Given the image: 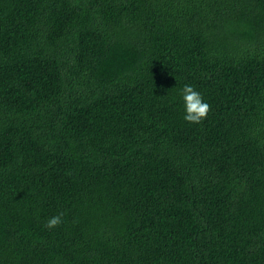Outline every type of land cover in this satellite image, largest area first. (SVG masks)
Segmentation results:
<instances>
[{
    "label": "trees",
    "instance_id": "obj_1",
    "mask_svg": "<svg viewBox=\"0 0 264 264\" xmlns=\"http://www.w3.org/2000/svg\"><path fill=\"white\" fill-rule=\"evenodd\" d=\"M34 262L264 264V0H0V264Z\"/></svg>",
    "mask_w": 264,
    "mask_h": 264
},
{
    "label": "clouds",
    "instance_id": "obj_2",
    "mask_svg": "<svg viewBox=\"0 0 264 264\" xmlns=\"http://www.w3.org/2000/svg\"><path fill=\"white\" fill-rule=\"evenodd\" d=\"M183 108V119L189 124H199L206 119L210 111L208 103L204 100L203 94L196 90L191 84H184L177 91ZM176 96L171 97V102L175 103ZM62 216L54 215L47 219L45 227L53 229L62 224Z\"/></svg>",
    "mask_w": 264,
    "mask_h": 264
},
{
    "label": "rangeland",
    "instance_id": "obj_3",
    "mask_svg": "<svg viewBox=\"0 0 264 264\" xmlns=\"http://www.w3.org/2000/svg\"><path fill=\"white\" fill-rule=\"evenodd\" d=\"M249 72H250V74H254L255 70L251 69ZM242 84H243V82H241V80H234L233 81L232 85H233L234 89L236 90L237 94L241 93ZM212 91H214V90H212ZM212 91H210V92H212ZM207 94L208 93L203 94V97H204L205 101L209 100V98H206ZM102 156L103 155H101V158H102ZM173 163H174L175 166H177L176 162H173ZM150 227H151V225L149 224V222H146V221H142L140 223V225L138 226V231L140 230V233L142 234L143 240H153V238L151 237L152 233H151ZM27 264H29V263H27ZM34 264H36V263L34 262Z\"/></svg>",
    "mask_w": 264,
    "mask_h": 264
}]
</instances>
